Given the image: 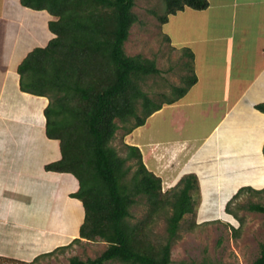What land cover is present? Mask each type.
Returning <instances> with one entry per match:
<instances>
[{
	"label": "trees",
	"instance_id": "16d2710c",
	"mask_svg": "<svg viewBox=\"0 0 264 264\" xmlns=\"http://www.w3.org/2000/svg\"><path fill=\"white\" fill-rule=\"evenodd\" d=\"M158 1L162 14L152 13L162 25L185 8L204 11L209 6L207 0ZM19 2L52 18L48 27L54 37L45 47L29 52L17 67L19 88L49 101L44 109L45 135L59 142L61 157L45 169L75 178L78 189L70 196L80 201L83 221L77 237L67 246L29 263L0 258V264H33L82 240L102 241L106 248L94 259L84 261L74 256L68 264H174L171 248L180 225L196 212L197 175L185 174L162 192V178L147 169L139 148L124 144L125 155H120L112 142L118 130L122 129L124 136L130 134L163 105H171L187 93L197 82L194 54L189 48L181 49L188 58L184 85H170L168 95L162 93L161 100L155 101L142 86L161 76L156 60L125 52L130 29L138 22L133 11L135 0ZM165 40L170 42L167 35ZM254 109L264 114V103ZM129 161H134L133 172ZM244 192L262 194L264 187H241L227 201L226 213L240 222L231 205ZM141 203L147 206L146 215L132 222L131 211ZM246 209L264 214V205L259 203H250ZM159 217L166 221L163 241L150 236ZM252 264H264V246Z\"/></svg>",
	"mask_w": 264,
	"mask_h": 264
},
{
	"label": "crops",
	"instance_id": "0c3cea01",
	"mask_svg": "<svg viewBox=\"0 0 264 264\" xmlns=\"http://www.w3.org/2000/svg\"><path fill=\"white\" fill-rule=\"evenodd\" d=\"M207 1L204 11L185 8L169 16L166 24L181 15L186 38L174 42L165 28L178 49L194 45L197 82L132 132V146L142 156L146 151L150 157L146 166L159 177L182 170L175 179L179 180L194 173L190 168L200 153L209 155L230 141L233 148L234 139L243 133H264V114L254 109L264 103V0ZM51 19L19 0H0V258L16 263H29L67 246L83 221L80 201L70 196L78 189L75 178L45 169L61 157L59 142L45 135L44 109L49 101L19 88L17 67L29 52L54 37L48 27ZM235 117L242 118L238 125L230 120ZM160 120L165 142L153 135L160 132L155 126ZM142 135L147 137L145 146ZM161 152L168 170L157 161ZM176 158L185 166L178 168ZM71 219L73 231L67 227Z\"/></svg>",
	"mask_w": 264,
	"mask_h": 264
},
{
	"label": "rangeland",
	"instance_id": "374dc122",
	"mask_svg": "<svg viewBox=\"0 0 264 264\" xmlns=\"http://www.w3.org/2000/svg\"><path fill=\"white\" fill-rule=\"evenodd\" d=\"M133 11L138 17V22L130 29L128 41L125 43V52L129 56L141 55L144 58L156 60L157 68L162 71L160 76L162 78H150L142 88L152 99L159 101L160 94L168 95L170 85L183 86L182 79L189 73L187 66H184L188 58L183 56L181 49L174 44L181 41L182 37L186 38L185 33H182L183 24L179 23L181 15L173 22L166 25L160 24L152 13L162 14L158 0H135ZM165 28L173 34L174 42L168 43L165 40L167 35ZM235 40L234 45L237 46L238 36ZM248 44L251 45L250 42ZM188 48L192 52L194 45ZM195 63L197 64L198 61L195 60L193 64ZM242 117L248 121L246 114ZM238 118L230 120L238 125L242 121V118L235 120ZM155 126L161 132L153 134L157 135L156 140L165 142V124L163 125L160 120ZM132 132L124 136L125 132L122 129L117 131L112 145L120 155H125L124 144L132 145L134 142L135 135ZM246 134H241L242 138L234 139L233 148L230 146L232 144L230 141L223 144V148L209 152V155L200 153L196 156L190 168L199 180V195L195 196L196 212L194 215H187L180 225L178 236L171 248L172 263L185 261L194 264H252L259 256L260 249L264 246V214L250 212L246 208L250 203L264 205V192L257 195L244 192L232 203L231 209L237 213L241 222L225 211L227 201L241 187L249 186L255 190L264 187V133L256 136L255 131H251V134ZM142 136L145 146L148 144L147 137ZM144 152L142 161L146 166L150 157L145 150ZM162 152L157 156V161L163 170H168L170 165L165 160V153ZM177 159L174 162L178 165L177 167L182 165L184 167L185 164ZM128 165H133L131 172L136 169L134 161H129ZM181 171L179 170L174 176L165 175V172L160 175L162 192L169 190L178 182L175 179L179 177ZM146 210L147 206L144 203L134 207L131 211L132 222L142 219L146 215ZM73 220L71 219V223L67 226L69 231L75 228L72 224ZM150 236L161 241L165 239L164 217H159L151 226ZM105 248L106 244L102 241L82 240L33 264H68L70 258L74 256L85 261L88 258L98 257Z\"/></svg>",
	"mask_w": 264,
	"mask_h": 264
}]
</instances>
